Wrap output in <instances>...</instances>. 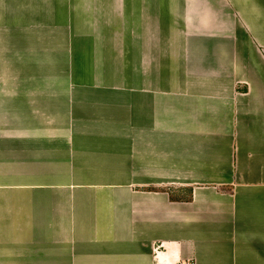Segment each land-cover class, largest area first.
Returning <instances> with one entry per match:
<instances>
[{
  "label": "crops",
  "instance_id": "crops-1",
  "mask_svg": "<svg viewBox=\"0 0 264 264\" xmlns=\"http://www.w3.org/2000/svg\"><path fill=\"white\" fill-rule=\"evenodd\" d=\"M0 264H264V0H0Z\"/></svg>",
  "mask_w": 264,
  "mask_h": 264
},
{
  "label": "rangeland",
  "instance_id": "rangeland-1",
  "mask_svg": "<svg viewBox=\"0 0 264 264\" xmlns=\"http://www.w3.org/2000/svg\"><path fill=\"white\" fill-rule=\"evenodd\" d=\"M128 73H129V71H128ZM131 74H132V73H129V74H128V75H129V76H128V80H130V78L132 77Z\"/></svg>",
  "mask_w": 264,
  "mask_h": 264
}]
</instances>
